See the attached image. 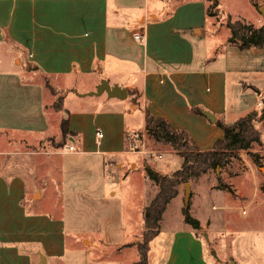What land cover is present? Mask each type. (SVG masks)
I'll return each mask as SVG.
<instances>
[{
    "label": "crops",
    "instance_id": "crops-1",
    "mask_svg": "<svg viewBox=\"0 0 264 264\" xmlns=\"http://www.w3.org/2000/svg\"><path fill=\"white\" fill-rule=\"evenodd\" d=\"M251 4L260 27L261 7ZM208 6L206 0H0V145L14 148H0V264H123L128 252L138 260V238L123 233L120 199L108 185L129 163L122 155L141 156L130 166L145 169V155L154 153L143 142L144 154L129 149L133 134L145 133V112L208 152L223 132L191 109L231 125L257 111L264 92V44L246 50L230 44L226 25L211 21ZM133 33L144 41L133 40ZM101 80L124 88L127 97L88 95ZM45 82L59 93L61 111L49 103ZM62 120L69 137L55 149L51 142L61 138ZM261 142L262 133L254 146ZM67 146L74 151L65 152ZM39 156L48 160L44 187L54 189L48 211L39 208ZM152 170L166 176L160 168ZM255 183L256 191L244 198L248 221L257 208L264 210L254 203L264 200ZM180 198L178 192L170 203ZM233 208V203L221 207L223 220L239 230L228 222ZM200 228L208 231V225ZM249 234L234 238L233 252L225 256L240 261L229 264H246L238 242ZM158 237L159 231L149 243L147 264ZM220 237L214 234L211 243H220ZM165 245L154 264H223L225 257L216 246L220 261L206 260L198 231L189 225L173 231Z\"/></svg>",
    "mask_w": 264,
    "mask_h": 264
},
{
    "label": "rangeland",
    "instance_id": "rangeland-1",
    "mask_svg": "<svg viewBox=\"0 0 264 264\" xmlns=\"http://www.w3.org/2000/svg\"><path fill=\"white\" fill-rule=\"evenodd\" d=\"M255 2L258 6L264 7L262 4L264 0H219L218 9L215 8L214 1H208L210 8V18L214 24L226 25L229 21L242 22L247 25H253L257 27V17L258 12L255 6L251 2ZM261 4V6H259ZM44 82V81H43ZM46 90L45 93L49 95V103H54L57 105L59 103V93ZM264 92L261 94L263 97ZM260 106L257 107V113L260 111L262 100L260 97ZM253 126L257 129L260 135L264 134V121H255ZM59 132V129L56 130ZM133 140L139 146L142 142L145 145V150L147 152H154L155 154L162 155L161 159L153 160V155H145V169L139 165L136 168H131V163L135 160L142 158L138 155H122V161H128V164H123L122 170L118 174H114L109 182L110 190L116 192L117 197L120 199L122 206L121 217L122 223L125 225L123 228V233L127 234L132 238L135 236L138 238L137 246L142 242V232L143 228V210L149 205L155 194L158 192V187L155 185L146 175V169L153 171L152 169L162 170V174L170 177L175 171L180 169L182 159L180 157L174 158L172 155H167V152H172L170 148L164 147L160 144L154 143L153 139L144 133L133 134ZM56 140V139H55ZM53 140L51 143L55 146L60 142V139ZM132 140V139H131ZM3 149H14L12 147H7L6 145H0ZM21 150H29V147H20ZM174 155L179 156L175 152ZM254 155L255 157H253ZM38 160L36 164L37 174L41 171V174L35 177V180L40 186L42 202L39 206L41 210L48 211L51 208V201L53 197L50 193L54 192V189H45V167L48 163L46 157H37ZM230 161L227 165L221 168L210 169L207 173L202 174L198 178H189L187 184H189L190 196L187 202H184V184L178 187V192L180 193V199L176 202L169 203L167 205L166 211L162 215V219L159 223V237L152 242L150 248V253L148 259L150 264H154L160 259L166 252V243L169 240L171 233L179 228H184L187 225L184 222V212L183 209L187 205L188 215L190 218L196 220L199 225H204L207 227L206 230H198V237L204 246V256L206 260H212L214 257L211 254L214 251L216 259L219 257L217 255L218 251L222 256L229 255L233 252L232 241L234 238H240L238 245H240L239 252L244 251V257L246 264H264V210L257 208L258 214L263 215L259 217L258 214H254V217L250 216L249 208L246 205V199L249 197L256 188L253 187V182L258 181L257 186L260 191H264V143L261 142V146H254L250 153L238 152L233 154L229 158ZM36 161V160H35ZM45 161V162H44ZM46 165V166H45ZM25 176V175H24ZM26 178V176H25ZM52 178L56 181L57 176L52 173ZM256 184V183H255ZM153 187V188H151ZM211 188L213 191H211ZM218 189V190H216ZM47 190V191H46ZM59 190V189H58ZM224 191L219 193L218 191ZM258 196V195H257ZM256 197V194H254ZM56 198V197H55ZM37 199V197H36ZM227 203H233L234 208L230 213L228 222L234 225H239V230L227 226L223 218L226 216L222 211L223 207ZM256 205L264 204V200L257 198L254 200ZM180 208V210H178ZM246 215H243L242 212ZM248 216V217H247ZM260 219L257 221L256 219ZM230 224V225H231ZM248 224V225H247ZM246 227L248 229H246ZM214 228V229H213ZM201 229V228H200ZM238 231L240 233H238ZM256 233H262V235H255ZM206 235L204 238L202 235ZM220 234V243L215 246L211 243L214 234ZM209 240V241H208ZM205 242V244H204ZM208 242V244H207ZM219 247L216 253L215 248ZM232 252H229V250ZM136 254L128 252L127 259H123V264H131L132 261L135 262ZM221 263L229 264L230 262H239L240 257H223ZM220 261V259H219Z\"/></svg>",
    "mask_w": 264,
    "mask_h": 264
},
{
    "label": "trees",
    "instance_id": "trees-1",
    "mask_svg": "<svg viewBox=\"0 0 264 264\" xmlns=\"http://www.w3.org/2000/svg\"><path fill=\"white\" fill-rule=\"evenodd\" d=\"M214 7L217 8L216 0ZM255 6V5H254ZM210 8L207 9V16L210 17ZM226 28L229 31V43L236 46L239 50L250 48L259 49L264 44V24L260 27L247 25L242 22H227ZM47 89L50 88L47 82L44 83ZM52 92L53 90L50 89ZM262 104L260 111H253L235 121L231 125H226L221 121H215L217 126L223 132V138L217 141L213 149L208 152H199L195 145L189 139L184 131L174 129L160 118L154 117L149 112L144 114V131L151 137L154 143L170 148L182 159L180 169L175 171L170 177L161 176L158 173L146 169L147 177L158 187V192L153 197L149 205L143 211L144 231L142 242L137 246L138 260L134 264H147V254L149 243L156 237L159 231V223L165 212L167 205L178 194V187L186 184L189 178H198L207 173L210 169L221 168L227 165L230 157L238 152L250 153L253 146L260 143V135L253 126L255 121H264V95L261 96ZM59 103H53L52 108L55 112L61 111ZM194 114L204 116L203 111L191 109ZM67 114V113H66ZM61 138L55 149H62L66 145L69 137L67 120L60 123ZM255 157L254 155H252ZM184 222L193 230H200L199 223L188 215L187 205L183 209Z\"/></svg>",
    "mask_w": 264,
    "mask_h": 264
},
{
    "label": "water",
    "instance_id": "water-1",
    "mask_svg": "<svg viewBox=\"0 0 264 264\" xmlns=\"http://www.w3.org/2000/svg\"><path fill=\"white\" fill-rule=\"evenodd\" d=\"M260 15L264 19V7L259 9ZM105 93L108 98H115L118 100H124L127 97V91L124 88H120L117 85L110 86L106 81L101 80L99 85L96 87L94 92L88 93V95L98 96ZM204 116L209 120L210 123L215 122L213 115L205 112ZM190 196L189 184H184V201L187 202ZM206 238V235H204ZM215 257V253H211Z\"/></svg>",
    "mask_w": 264,
    "mask_h": 264
},
{
    "label": "built area",
    "instance_id": "built-area-1",
    "mask_svg": "<svg viewBox=\"0 0 264 264\" xmlns=\"http://www.w3.org/2000/svg\"><path fill=\"white\" fill-rule=\"evenodd\" d=\"M132 37H133V40H135L139 43H142L145 39V37L139 33H133ZM258 105L260 106V103ZM101 137H102L101 132L97 130L95 132V138L99 140V139H101ZM129 149H130L131 153H142V154L145 153L144 147L143 146H141V148L137 147V145H135V143L133 141H130ZM63 150H65V152H67V153H71L74 151L72 146H67ZM150 154L153 155V160L161 159V155H159V154H155V153H150ZM242 214H244V212H242Z\"/></svg>",
    "mask_w": 264,
    "mask_h": 264
}]
</instances>
